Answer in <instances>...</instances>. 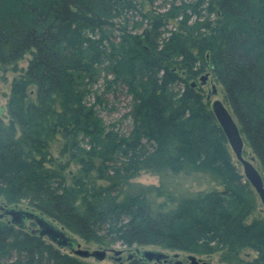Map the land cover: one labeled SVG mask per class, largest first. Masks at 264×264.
I'll return each instance as SVG.
<instances>
[{
  "label": "trees",
  "instance_id": "16d2710c",
  "mask_svg": "<svg viewBox=\"0 0 264 264\" xmlns=\"http://www.w3.org/2000/svg\"><path fill=\"white\" fill-rule=\"evenodd\" d=\"M153 8V0H0V66L31 56L0 115V200L88 244L264 264V218L247 221L257 196L191 85L207 71L222 86L264 179V0ZM104 64L109 87L130 96L127 133L99 114L104 101L91 80ZM58 136L56 160L50 144ZM141 171L204 174L221 189L171 198L166 208L159 187L132 181ZM31 225L0 219V264H99L59 249ZM246 249L255 254L249 260L241 257Z\"/></svg>",
  "mask_w": 264,
  "mask_h": 264
},
{
  "label": "rangeland",
  "instance_id": "374dc122",
  "mask_svg": "<svg viewBox=\"0 0 264 264\" xmlns=\"http://www.w3.org/2000/svg\"><path fill=\"white\" fill-rule=\"evenodd\" d=\"M196 0H153V7L158 11L162 12L165 9L170 7L179 8L182 5H186L188 3L194 2ZM149 5H145L144 7H148ZM153 8V9H154ZM30 55L26 54L16 65V68L13 66L1 67L0 66V115L5 116L6 114V104L8 95L10 93V88L12 81L15 78H18L23 71L26 69L28 61L30 59ZM106 65H102L100 67L98 74L91 80V89H93V93L99 95L103 98V105L98 109L99 114L107 125H114L116 130H119L120 133H127L131 129V120L128 117V112L131 105L130 96L127 95L125 90L122 87L112 86L109 87L111 76L107 73ZM207 74V71L203 73V75ZM202 76V75H201ZM200 77L196 79L194 83L200 88L201 93L204 95V100L210 106L211 103L215 100H219L221 102H225L224 100V91L222 86L213 79V77L209 74L208 79L205 84L200 83ZM193 83V82H192ZM212 85L216 88V94L211 95ZM225 105V104H224ZM7 120V119H5ZM63 141L58 136L56 140H54L50 144V152L52 156L58 160L59 159V151ZM244 154L247 158H250L251 153L249 150L244 147ZM233 161L240 167V165L235 161L233 157ZM70 171L75 173L77 171V165L72 164L70 166ZM241 168V167H240ZM72 175V174H71ZM70 176V175H68ZM134 183H138L141 185L147 186H155L159 187L164 196L159 197L157 202L159 204L165 205L166 208L173 207L169 200L174 197L180 196H192L198 192H207L211 190H220L221 187L217 185L216 182L212 181L208 176L204 174H193L190 176L185 175H168L165 177L154 175L147 171H141L137 177L132 180ZM2 201L0 200V204ZM17 208L25 209V205H18ZM264 218V207L261 205L260 201H257V207L252 212V214L248 217L247 221H253ZM6 219V218H5ZM9 220V218H7ZM28 229L30 230V223L27 224ZM32 228H36V225H31ZM34 228V229H35ZM69 237L76 239L77 243L80 244L81 249L88 250L90 252L95 250H106L107 254L104 260L97 261L94 258H88L85 261L88 263H99V264H111V263H126L128 261V256L134 255L135 257H139V252L142 251H159L165 254L172 261H180L181 264H189L187 257L189 255H194L196 259L202 263L206 264H225L220 261V254H212V255H198V254H188L178 251H168L163 250L155 246H133V247H124L120 244L112 245L111 247H102L94 244H88L84 241L78 239L70 233L65 232ZM68 251L67 249H64ZM119 252V254H116ZM255 254L251 250H244L241 254V257L249 260ZM120 258V261L117 259ZM147 264H155L154 262H149Z\"/></svg>",
  "mask_w": 264,
  "mask_h": 264
},
{
  "label": "water",
  "instance_id": "95a60500",
  "mask_svg": "<svg viewBox=\"0 0 264 264\" xmlns=\"http://www.w3.org/2000/svg\"><path fill=\"white\" fill-rule=\"evenodd\" d=\"M208 76V73L200 76L199 80L202 85L206 83ZM191 85L195 86L196 83L193 82ZM215 94L216 88L214 85H212L211 95ZM210 108L218 124L221 126L224 134L226 135L232 156L240 165L245 179L249 182L257 196V199L264 207V179L256 166L255 157L250 156V158H247L244 154L245 143L240 133L238 124L223 102L215 100L211 103ZM3 218H9V222L12 225L21 229L25 228L28 223H33L36 225L33 233H38L40 237L46 238L59 249L69 250L72 255L82 260L94 258L97 261H102L106 257V250H95L90 252L88 250L81 249L80 244L77 243L76 239L69 237L65 233L64 228L60 227L54 221L32 209H22L13 205L9 206L7 204L1 203L0 219ZM116 254H119V252H116ZM139 256L140 259L146 263H172L171 259L159 251H142L139 252ZM133 257L134 255L128 256V260L132 259ZM187 259L189 264H206L198 261L194 255H189ZM117 261H120V258L117 259ZM175 264H181V262L176 261Z\"/></svg>",
  "mask_w": 264,
  "mask_h": 264
},
{
  "label": "flooded vegetation",
  "instance_id": "af4514ba",
  "mask_svg": "<svg viewBox=\"0 0 264 264\" xmlns=\"http://www.w3.org/2000/svg\"><path fill=\"white\" fill-rule=\"evenodd\" d=\"M135 257V256H134Z\"/></svg>",
  "mask_w": 264,
  "mask_h": 264
}]
</instances>
